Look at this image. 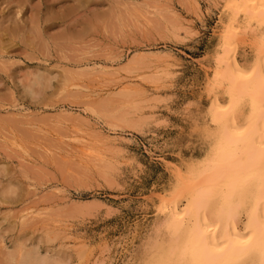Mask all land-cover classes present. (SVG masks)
Returning <instances> with one entry per match:
<instances>
[{
  "label": "rangeland",
  "instance_id": "obj_1",
  "mask_svg": "<svg viewBox=\"0 0 264 264\" xmlns=\"http://www.w3.org/2000/svg\"><path fill=\"white\" fill-rule=\"evenodd\" d=\"M227 3L0 0V19H5L0 20V264H16L23 250L43 258V264H153L168 236L165 203L213 151L220 129L213 103L229 98V81L220 77L228 67L226 52L233 50L237 67H251L260 55L257 47L264 45V22L247 11L234 13ZM234 19L239 30L229 49L224 40ZM108 65L107 72L117 69L113 78L85 74ZM44 76L52 78L49 87ZM38 77L42 92L33 93L31 79ZM248 101L244 95L237 104L238 120L248 117ZM62 109L81 114V120L57 121ZM86 141L94 152L89 155L98 152L100 158L87 157ZM181 201L183 206L187 198ZM39 211L41 219L20 218ZM240 219L245 224L246 215Z\"/></svg>",
  "mask_w": 264,
  "mask_h": 264
},
{
  "label": "bare ground",
  "instance_id": "obj_2",
  "mask_svg": "<svg viewBox=\"0 0 264 264\" xmlns=\"http://www.w3.org/2000/svg\"><path fill=\"white\" fill-rule=\"evenodd\" d=\"M52 1V0H51ZM123 1V0H122ZM127 1V0H126ZM67 3V2H66ZM234 13L247 11L264 22V0H228ZM227 3V4H228ZM37 4V3H36ZM50 4V3H49ZM71 4V3H70ZM35 5V4H34ZM38 5V4H37ZM36 5V6H37ZM67 5V4H66ZM119 5V4H118ZM131 5V4H130ZM160 5V4H159ZM73 6V5H72ZM138 6V5H137ZM30 7V5H29ZM58 7V6H57ZM63 7V5H62ZM130 7V6H129ZM133 7V5L131 6ZM136 7V6H135ZM139 7V6H138ZM61 8V7H60ZM59 8V9H60ZM70 8V7H69ZM101 8V7H100ZM137 8V7H136ZM229 8V7H228ZM99 9V8H98ZM138 9V8H137ZM141 9V8H140ZM22 10V9H20ZM34 10V9H33ZM53 10V9H52ZM51 10V12H52ZM62 10V9H61ZM60 10V11H61ZM126 10V9H125ZM229 10H231L229 8ZM94 11V10H93ZM144 11V10H143ZM150 11V10H149ZM147 11V13L149 12ZM155 11V10H154ZM158 11V9H157ZM156 11V12H157ZM166 11V10H165ZM169 11V9H168ZM173 11V10H172ZM232 11V10H231ZM230 11V12H231ZM12 12V11H11ZM17 12V11H16ZM19 12V11H18ZM62 12V11H61ZM66 12V11H65ZM71 12V11H70ZM92 12V11H90ZM100 12V11H99ZM137 12V11H135ZM160 12V11H159ZM15 13V12H14ZM35 13V12H34ZM38 13V10H37ZM68 13V12H67ZM98 13V12H97ZM125 13V12H124ZM158 13V12H157ZM13 14V13H12ZM130 14V13H129ZM136 14V13H135ZM139 14V12L137 13ZM163 14V13H162ZM175 14V13H174ZM231 14V13H230ZM31 15V14H30ZM37 15V14H36ZM73 15V14H72ZM247 15V14H246ZM56 16V15H55ZM124 16V15H123ZM148 17V14L146 15ZM145 16V17H146ZM152 16V15H151ZM159 16V14H158ZM164 16V15H163ZM1 17V16H0ZM31 17V16H29ZM50 17V16H49ZM62 17V16H61ZM93 17V16H92ZM112 17V16H111ZM130 17V16H129ZM156 17V16H154ZM162 17V16H161ZM11 18V17H10ZM37 19V17H35ZM45 18V16L43 17ZM58 18V17H57ZM117 18V16H116ZM151 18V17H149ZM238 18V17H237ZM252 19V17H249ZM2 19V18H1ZM0 19V20H1ZM24 19V17H23ZM30 19V18H29ZM42 19V18H41ZM76 19V18H75ZM145 19V18H144ZM160 19V18H159ZM165 19V17H164ZM167 19V18H166ZM3 20V19H2ZM5 20V19H4ZM3 20V21H4ZM33 20V19H32ZM40 20V19H39ZM46 22V20H44ZM50 21V20H49ZM64 21V20H63ZM94 21V20H93ZM126 21V20H125ZM147 21V20H146ZM35 22V21H34ZM39 22V21H38ZM35 22V23H38ZM51 22V21H50ZM77 22V21H76ZM253 22V21H252ZM11 23V22H10ZM25 23V22H24ZM93 23V22H91ZM132 23V22H131ZM140 23V22H139ZM152 23V22H151ZM12 24V23H11ZM17 25V23L15 22ZM54 24V23H53ZM68 24V23H67ZM80 24V23H79ZM238 24V23H237ZM252 24V23H251ZM3 25V24H2ZM5 25V24H4ZM9 25V23H8ZM25 25V24H24ZM40 25V24H39ZM61 25V24H60ZM86 25V24H85ZM94 25V24H93ZM115 25V24H114ZM228 25V23H227ZM226 25V26H227ZM26 26V25H25ZM78 26V25H77ZM149 26V25H147ZM160 26V24H159ZM235 19L229 21L227 35L224 44L231 48V41L237 35ZM242 26V25H241ZM246 26V25H245ZM7 27V25H6ZM34 27V26H33ZM37 27V26H35ZM51 27V26H50ZM100 27V26H99ZM130 27V26H129ZM179 27V26H178ZM248 27V26H247ZM253 27V25H252ZM257 27V26H256ZM32 28V27H31ZM42 28V27H41ZM45 28V26H44ZM49 28V27H48ZM66 28V27H65ZM64 28V29H65ZM73 28V27H72ZM127 28V27H126ZM184 28V27H183ZM182 28V29H183ZM250 28V27H249ZM259 28V26H258ZM12 30V28H10ZM36 29V28H35ZM57 29V28H56ZM125 29V28H124ZM173 29V28H171ZM226 29V28H225ZM16 30V28H13ZM29 30V29H28ZM27 30V31H28ZM41 30V29H40ZM58 30V29H57ZM81 30V29H80ZM89 30V29H88ZM96 30V29H95ZM123 30V29H122ZM155 30V29H154ZM38 31V30H37ZM70 31V29H69ZM176 31V30H175ZM5 32V31H4ZM36 32V31H35ZM85 32V31H84ZM168 32V31H167ZM174 32V31H172ZM177 32V31H176ZM23 33V32H21ZM77 33V32H76ZM83 33V32H82ZM20 34V33H19ZM24 34V33H23ZM34 34V33H33ZM36 34V33H35ZM55 34V33H54ZM51 34V35H54ZM67 34V33H66ZM170 34V33H169ZM25 35V34H24ZM50 35V36H51ZM176 35V34H175ZM243 35V34H242ZM2 36V34H1ZM6 36V35H5ZM19 36V35H18ZM22 36V35H21ZM37 36V34H36ZM67 36V35H66ZM24 37V36H23ZM27 37V36H26ZM41 37V36H40ZM44 37V36H43ZM53 37V36H52ZM59 37V36H58ZM241 37V35H240ZM2 38V37H1ZM6 40V37H4ZM11 38V37H10ZM22 38V37H21ZM66 38V37H65ZM41 39V38H40ZM56 39V38H55ZM237 38H235L236 40ZM14 40V39H13ZM11 40H8V42ZM15 41V40H14ZM13 41V43H14ZM30 41V40H29ZM256 41V40H255ZM3 42V41H0ZM7 42V41H6ZM5 42V43H6ZM7 42V43H8ZM33 42V41H32ZM234 42V41H233ZM245 42V41H244ZM29 43V42H28ZM38 43V42H37ZM74 43V42H73ZM27 44V43H26ZM39 44V43H38ZM17 45H19L17 43ZM31 45V44H30ZM44 45V44H43ZM59 45V44H58ZM28 46V44H27ZM35 46V45H34ZM233 46V45H232ZM261 46V45H259ZM11 47V46H10ZM16 47V46H15ZM31 47V46H29ZM40 47V46H39ZM45 47V46H44ZM224 47V46H223ZM14 46L12 47V49ZM19 48V47H18ZM27 48V47H26ZM36 48V47H34ZM260 53L258 60L251 67L243 65L237 67L233 61L232 52H226L228 67L220 73L229 81V98L223 102L220 99H214L216 108L219 131L216 134L213 151L203 161V166L196 171H190L187 177L175 189V194L171 195L169 203H165L166 210L169 209L172 222L167 223V233L165 235V245L158 253V257L153 260V264H264V45L257 47ZM11 49V50H12ZM233 49V48H232ZM4 50V49H3ZM10 50V51H11ZM45 50V48H44ZM50 50V49H49ZM226 50V49H225ZM6 51V49H5ZM13 51V50H12ZM22 51V49H21ZM25 51H27L25 49ZM37 51V48H36ZM35 52V51H34ZM13 53V52H12ZM16 53V52H15ZM81 53V52H80ZM32 54V53H31ZM34 54V53H33ZM43 54V53H42ZM113 54V53H112ZM38 55V54H37ZM144 56V55H143ZM223 56V55H222ZM82 58V57H81ZM35 59V58H34ZM37 59V58H36ZM149 59V58H148ZM147 59V60H148ZM174 59V58H173ZM8 60V59H7ZM146 60V59H145ZM146 60V61H147ZM111 61V60H110ZM224 61V60H223ZM3 62V61H1ZM68 62V61H67ZM225 62V61H224ZM222 62V63H224ZM226 62V63H227ZM22 63V62H21ZM5 67L6 64L2 63ZM8 64V63H7ZM10 64V63H9ZM83 64V63H82ZM112 64V63H111ZM75 65V64H74ZM88 65V64H87ZM98 65V64H97ZM127 65V64H126ZM12 66V64H11ZM105 66V65H104ZM145 66V65H144ZM2 67V65H1ZM2 67V68H3ZM15 67V66H14ZM18 67V64H17ZM99 67V66H98ZM97 67V68H98ZM112 67V66H111ZM110 67V68H111ZM46 68V67H45ZM54 68V67H53ZM94 68V67H93ZM94 68L85 72L86 75L98 77L99 75H114L115 72H107L103 69ZM112 67L111 69H113ZM119 68V67H118ZM125 68V67H124ZM131 69V67H129ZM133 68V67H132ZM148 68V67H147ZM7 69V68H6ZM29 69V68H28ZM115 69V68H114ZM129 69V70H130ZM50 70V69H49ZM54 70V69H53ZM78 70V68H77ZM110 70V69H109ZM121 70V69H120ZM113 71V70H111ZM127 71V70H126ZM217 71V70H216ZM119 72V71H118ZM218 72V71H217ZM216 72V75H217ZM42 73V72H41ZM52 73V72H51ZM57 73V72H56ZM13 74V73H12ZM33 74V73H32ZM59 74V73H58ZM78 74V71H77ZM83 75V73H80ZM84 74V75H85ZM214 74V73H213ZM11 75V74H10ZM49 75V74H48ZM61 75V74H60ZM117 73H115V76ZM152 75V74H151ZM167 75V74H166ZM164 75V76H166ZM219 75V74H218ZM217 75V76H218ZM12 76V75H11ZM40 76V73H39ZM42 76V75H41ZM63 76V75H62ZM130 76V75H129ZM160 76V75H159ZM171 76V75H170ZM216 76V77H217ZM3 77V76H2ZM47 77V76H46ZM45 76L38 77L30 84L33 93H39L38 84H49L50 80ZM49 77V76H48ZM56 77V76H55ZM107 77V78H110ZM112 76L111 78H113ZM161 77V76H160ZM214 77V76H213ZM219 77V76H218ZM30 78V77H29ZM44 79L43 83L42 80ZM85 78V77H84ZM101 78V77H100ZM104 80V77H102ZM142 78V77H141ZM166 78V77H164ZM172 79V78H171ZM222 79V78H221ZM54 80V79H53ZM65 80V79H64ZM106 80V79H105ZM25 81V79H24ZM30 82V81H29ZM67 82V80H65ZM112 82V81H111ZM119 82V81H118ZM29 84V83H28ZM51 84V83H50ZM110 84V83H109ZM113 84V83H112ZM154 84V83H153ZM70 85V84H69ZM67 85V86H69ZM103 85V84H102ZM216 85V84H215ZM29 87V85H26ZM38 89H35L36 87ZM51 86V85H50ZM66 86V87H67ZM75 88H83L79 84H72ZM47 87H49L47 85ZM46 87V88H47ZM65 87V85H64ZM217 87V86H216ZM25 88V87H24ZM85 88V87H84ZM137 88V87H136ZM213 88V87H212ZM6 89V88H5ZM29 89V88H28ZM113 89V88H112ZM123 90V88H121ZM52 90V89H51ZM63 90V89H62ZM99 90V89H98ZM121 90V91H122ZM128 90V89H127ZM158 90V89H157ZM30 91V90H29ZM71 90H69L70 92ZM126 91V90H125ZM18 92V91H17ZM22 92V91H21ZM28 92V91H27ZM42 92V91H41ZM72 92V91H71ZM93 92V91H92ZM99 92V91H98ZM127 92V91H126ZM129 92V90H128ZM132 92V91H130ZM139 92V91H138ZM137 92V93H138ZM21 94V93H20ZM44 94V93H43ZM52 94V93H51ZM76 94L88 96L89 93H82L77 90ZM133 94V93H132ZM15 95V94H13ZM36 95V94H35ZM217 95V94H216ZM247 95L250 98L248 104L251 105V111L245 120H238L234 116L237 112L236 106L241 98ZM57 96V95H56ZM14 97V96H13ZM41 97V96H40ZM46 97V96H45ZM130 97V96H129ZM215 97V96H214ZM95 98V97H94ZM93 98V100H94ZM111 99V97L109 96ZM38 100V99H37ZM76 100V99H75ZM96 100V99H95ZM244 100V99H243ZM246 100V98H245ZM59 101V100H58ZM112 101V100H111ZM144 101V100H143ZM52 102V101H51ZM70 103V101H67ZM84 102V101H83ZM145 102V101H144ZM2 103V102H1ZM127 103V102H126ZM133 103V102H131ZM14 104V103H13ZM49 104V103H48ZM85 104V103H84ZM92 104V103H91ZM97 104V103H96ZM129 104V103H128ZM227 106L225 107V105ZM12 105V104H11ZM15 105V104H14ZM98 105V104H97ZM102 105V104H101ZM126 105V104H125ZM44 106V105H43ZM64 106V105H63ZM62 106V107H63ZM249 106V107H250ZM8 107V106H7ZM12 107V106H11ZM45 107V106H44ZM67 107V106H66ZM116 107V106H115ZM68 108V107H67ZM95 108V105H94ZM238 108V107H237ZM8 109V108H7ZM13 109V108H12ZM18 109V108H17ZM116 109V108H115ZM129 109V108H128ZM58 110V108H57ZM72 109H70L71 111ZM101 110V109H100ZM104 110V108H103ZM119 110V109H118ZM133 110V109H132ZM56 111V110H55ZM67 109H62L58 113L57 121H79L81 114L73 113ZM87 111V108H86ZM97 111V110H96ZM106 111V110H105ZM92 112V111H91ZM98 112V111H97ZM114 112V111H113ZM235 112V113H236ZM119 113V112H118ZM117 113V114H118ZM20 114V113H19ZM23 116L26 114L22 113ZM53 114V113H52ZM107 114V113H106ZM110 114V113H109ZM112 114V113H111ZM120 114V113H119ZM238 114V112H237ZM42 115V114H41ZM50 115V114H48ZM85 115V114H84ZM241 115V114H240ZM243 115V114H242ZM53 116V115H50ZM54 116H56L54 114ZM237 116V115H236ZM239 116V115H238ZM22 117V116H20ZM57 117V116H56ZM94 117V116H93ZM97 117V116H96ZM106 117V116H104ZM126 117V116H125ZM244 117V116H243ZM1 118V117H0ZM17 118V117H16ZM100 118V117H99ZM102 118V117H101ZM52 120V118H50ZM55 119V120H56ZM85 119V118H84ZM107 119V118H106ZM242 119V118H241ZM15 120V119H14ZM20 120V119H19ZM54 120V119H53ZM88 120V119H86ZM39 121V120H38ZM11 122V121H10ZM22 124H32L33 121H19ZM55 122V121H54ZM145 122V121H144ZM62 123V122H61ZM34 124V122H33ZM216 124V122H215ZM18 125V124H17ZM106 125V124H105ZM218 125V124H217ZM32 126V125H31ZM30 126V127H31ZM112 128V127H111ZM113 129V128H112ZM116 130V129H115ZM218 130V128H217ZM214 131V130H213ZM100 132V131H99ZM8 133V132H7ZM81 134V133H80ZM102 134V133H101ZM210 134V133H209ZM2 135V134H1ZM79 135V133H78ZM9 136V135H7ZM80 136V135H79ZM14 137V136H13ZM77 137V136H76ZM83 137V136H81ZM80 137V138H81ZM213 137V136H212ZM79 138V139H80ZM93 138V137H92ZM107 140L113 147H117L119 142ZM117 138V137H116ZM210 138V137H209ZM68 139V138H67ZM82 139V138H81ZM122 139V138H121ZM12 140V139H11ZM16 140V139H15ZM75 140V139H74ZM124 140V139H123ZM8 141V140H7ZM6 142V141H5ZM4 142V143H5ZM12 142V141H11ZM10 142V143H11ZM62 142V141H61ZM72 142V141H71ZM94 142V141H93ZM106 142V141H104ZM60 143V142H59ZM81 145V144H80ZM13 146V143H12ZM83 153L87 157L100 158L98 152L91 151L90 144L83 143ZM22 147V146H21ZM81 147V146H80ZM9 148V147H8ZM15 148V146H14ZM64 148V147H63ZM46 151L49 149L45 148ZM44 149V150H45ZM61 149V148H60ZM93 149V148H92ZM63 150V149H62ZM73 150V149H71ZM124 150V149H123ZM45 151V152H46ZM51 151V150H50ZM83 151V150H82ZM98 151V150H97ZM122 151V150H121ZM27 152V151H26ZM106 152V151H105ZM47 153V152H46ZM67 153V152H66ZM109 153V152H108ZM103 154V153H101ZM82 155V154H81ZM24 156V155H23ZM113 156V155H112ZM206 156V155H205ZM59 157H61L59 155ZM65 157V156H64ZM92 157V159H93ZM74 158V157H73ZM72 158V159H73ZM89 159V158H88ZM28 160V159H27ZM62 160V159H61ZM96 160V159H95ZM103 160V159H101ZM32 161V160H31ZM87 161V160H86ZM94 162V161H93ZM92 162V163H93ZM105 162V160H104ZM113 162V161H112ZM57 163V162H56ZM102 163V162H101ZM108 163V162H107ZM200 163V162H199ZM117 164V163H116ZM102 165V164H101ZM1 166V165H0ZM200 166V165H199ZM103 167V166H102ZM105 168V167H104ZM27 169V168H26ZM189 169V168H188ZM191 169V168H190ZM189 169V170H190ZM106 170V169H105ZM177 170V169H176ZM192 170V169H191ZM1 171V170H0ZM116 171V170H115ZM4 172V171H3ZM106 172V171H104ZM25 173V172H24ZM5 175V174H4ZM7 175V174H6ZM17 175V174H16ZM185 175V174H183ZM2 176V173H1ZM179 176V175H178ZM181 176V175H180ZM179 176V177H180ZM5 177V176H4ZM3 177V178H4ZM12 179V178H11ZM179 180V179H178ZM35 183V182H34ZM10 184V183H9ZM15 184V183H14ZM7 184H4V186ZM36 185V184H35ZM178 185V184H177ZM27 186V185H26ZM31 186V185H30ZM15 188V187H14ZM17 189V188H16ZM30 189V188H29ZM4 192V191H3ZM8 193V192H7ZM172 194V193H171ZM3 196V195H2ZM1 196V197H2ZM187 201L182 206V197ZM14 197V195H13ZM4 198V197H2ZM8 198V197H7ZM18 198V197H17ZM66 198V197H65ZM170 198V197H169ZM6 199V198H5ZM34 199V198H33ZM29 200V199H28ZM168 201V199H166ZM183 200V199H182ZM60 201V200H59ZM32 202V201H31ZM53 202V201H52ZM163 202V200H162ZM9 204V203H8ZM50 204V203H49ZM27 205V204H26ZM44 208V206H42ZM51 207V205H50ZM164 207V206H163ZM27 208V207H26ZM31 208V207H30ZM53 208V207H52ZM81 208V207H80ZM162 208V206H161ZM11 209V208H10ZM20 209V208H19ZM24 209V208H23ZM163 209V210H164ZM14 210V209H13ZM15 211V210H14ZM53 211V210H52ZM54 213V212H53ZM15 214V213H14ZM46 214V213H45ZM164 214V213H163ZM246 215L245 224L241 223L240 217ZM18 215V214H17ZM43 211L30 212L24 214L22 221L43 218ZM59 215V214H58ZM16 217V215H15ZM165 217V214L164 216ZM9 218V217H8ZM47 219V218H46ZM56 219V218H55ZM163 218L161 221L165 220ZM52 220V219H51ZM15 221V220H14ZM164 222V221H163ZM3 223V221H2ZM5 223V222H4ZM22 223V222H21ZM34 223V222H33ZM61 223V222H60ZM16 224V223H14ZM20 224V223H19ZM30 224V223H29ZM28 224V225H29ZM67 224V223H66ZM6 225V224H5ZM9 225V224H8ZM26 225V224H25ZM161 225V224H159ZM158 225V226H159ZM22 226H24L22 224ZM162 226V225H161ZM160 227V226H159ZM165 227V226H163ZM161 230L163 231L164 228ZM27 228V227H26ZM161 228V227H160ZM9 230V229H8ZM14 231V230H13ZM8 232V231H7ZM67 232V231H66ZM164 232V231H163ZM68 233V232H67ZM2 234V233H1ZM158 234V233H157ZM162 234V233H161ZM10 236V235H9ZM159 236V234H158ZM162 240L164 239V233ZM168 237V238H166ZM15 238V237H14ZM63 238V237H62ZM158 238V237H157ZM9 239V238H8ZM156 239V238H155ZM154 239V240H155ZM160 239V240H161ZM13 240V239H12ZM74 240V239H73ZM158 241L159 238L157 239ZM156 240V241H157ZM161 240V241H162ZM12 242V241H11ZM152 245L154 244L151 241ZM159 243V242H158ZM159 245V244H157ZM9 246V245H8ZM3 248L4 245L2 246ZM1 247V248H2ZM11 247V246H10ZM9 247V248H10ZM148 247V246H147ZM160 247V245L158 246ZM21 248V247H20ZM153 248V247H152ZM154 248H157L154 246ZM16 249V248H15ZM28 249V248H27ZM149 249L150 252V248ZM19 251V249H18ZM147 251V250H146ZM156 252L155 250H152ZM7 253L8 258L14 257ZM14 252V251H13ZM35 252V251H34ZM4 253V254H6ZM148 253V252H147ZM1 254V252H0ZM19 254V255H18ZM17 254L16 264L44 263V259L34 257L35 254L29 251H20ZM47 254V253H46ZM144 254V253H143ZM146 254V253H145ZM151 254V253H150ZM41 255V254H40ZM1 256V255H0ZM6 256V255H5ZM50 256V255H49ZM65 256V255H64ZM67 256V255H66ZM145 256V255H144ZM143 256V260L145 259ZM153 256V255H152ZM151 256V257H152ZM156 256V255H154ZM149 257V256H148ZM147 257V259H148ZM52 258V257H51ZM55 258V257H54ZM70 258V257H69ZM16 259V258H15ZM150 259V258H149ZM151 260V259H150ZM149 260V261H150ZM53 261V260H51ZM147 261V262H149ZM62 262V261H61ZM146 262V261H145ZM145 262H143L145 264ZM2 263V262H0ZM57 261L55 262V264ZM64 263V262H63ZM151 263V262H149ZM32 264V263H31ZM46 264V263H45ZM58 264V263H57ZM61 264V263H59ZM65 264V263H64Z\"/></svg>",
  "mask_w": 264,
  "mask_h": 264
}]
</instances>
